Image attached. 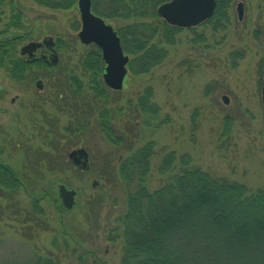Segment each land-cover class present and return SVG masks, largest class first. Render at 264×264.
Masks as SVG:
<instances>
[{
  "label": "rangeland",
  "instance_id": "rangeland-1",
  "mask_svg": "<svg viewBox=\"0 0 264 264\" xmlns=\"http://www.w3.org/2000/svg\"><path fill=\"white\" fill-rule=\"evenodd\" d=\"M74 10L45 22L48 33L68 43L59 52L64 76L79 81L74 88L65 79L63 87L71 92L59 90L68 105L61 106V98L55 103V94L39 110L9 106V98L0 104L12 109L0 112V164L15 171L22 184L12 191L0 185V264L49 258L57 264H122L119 219L126 191L118 168L145 144L154 145L151 191L171 177V168L158 171L171 152L186 155L213 178L249 191L264 186V0H233L223 28L201 23L177 32L171 43L159 44L164 57L147 72L128 68L119 91L104 86L100 73L92 81L82 69L92 47L81 44L70 28ZM107 21L114 29L133 22ZM142 21L148 20L136 22ZM143 95L156 106L154 114L141 110ZM103 115L121 137L116 146L100 130ZM81 151L87 155L80 157L84 167L72 160ZM60 184L76 191L71 209L61 205Z\"/></svg>",
  "mask_w": 264,
  "mask_h": 264
},
{
  "label": "trees",
  "instance_id": "trees-1",
  "mask_svg": "<svg viewBox=\"0 0 264 264\" xmlns=\"http://www.w3.org/2000/svg\"><path fill=\"white\" fill-rule=\"evenodd\" d=\"M167 1L110 0L109 12H98L109 21H133L116 29L124 52L134 56L129 62L133 73L135 67L147 72L157 64L164 57L159 44L171 43L181 31L156 14L157 7ZM232 1L216 0L213 15L202 24L226 26ZM144 19L148 21L136 22ZM94 59L97 73L102 62L98 49ZM148 97L143 95L139 106L154 114L156 106ZM100 130L112 145L121 143L105 115ZM153 151L154 145L145 144L118 168L126 191L125 213L119 219L122 264H264V186L249 191L241 184L213 178L191 165L186 155L171 152L158 167L162 174L171 168V177L151 191L147 182ZM20 179L9 166L0 164L1 186L15 190L22 186ZM31 206L35 208L36 202ZM34 263L57 264L51 258Z\"/></svg>",
  "mask_w": 264,
  "mask_h": 264
},
{
  "label": "flooded vegetation",
  "instance_id": "flooded-vegetation-1",
  "mask_svg": "<svg viewBox=\"0 0 264 264\" xmlns=\"http://www.w3.org/2000/svg\"><path fill=\"white\" fill-rule=\"evenodd\" d=\"M80 1L0 0V104L5 102L6 98H9V106L24 105L28 108L32 107L39 110L46 103L48 96L51 97L55 94L53 96L56 99L54 100L55 103L60 101L61 98L64 100H61L62 103L60 105H68L66 102L67 98L62 93L71 92L68 90V86L63 87L67 84L65 79L71 81L74 88H77L76 86L79 85V81L74 80L78 79L77 76H64L63 72L65 70L62 64H60L62 63L59 57L60 49L66 47L68 43L58 35L52 36V34L47 32L45 27L46 21L56 20L57 12L60 13L64 10L75 9L74 13L77 17L70 25V28L76 32V36L81 44L92 47L86 58L82 60L81 66L84 71L90 74L91 79L93 77L92 81H94L96 75L94 51L98 48L94 43H82L78 37V33L82 29L79 8ZM109 1L88 0L90 13L101 18L105 24H109L107 19L99 15L98 12L101 11L103 14L109 12ZM39 12L50 14L54 17L47 18L37 15ZM195 27L177 28L180 30H194ZM99 53L101 55L100 50ZM89 56L91 57L90 59ZM102 65L103 61L97 72L100 75ZM128 68L129 64L127 65V71ZM54 73L56 75L53 76L52 74ZM62 78L64 79L61 80ZM89 87L94 89L92 82H90ZM62 89V92L59 91ZM19 109L24 110V108ZM11 111L12 109L8 106H0V112L3 114L10 113ZM80 157H82L80 153L73 156V162L83 160Z\"/></svg>",
  "mask_w": 264,
  "mask_h": 264
},
{
  "label": "water",
  "instance_id": "water-1",
  "mask_svg": "<svg viewBox=\"0 0 264 264\" xmlns=\"http://www.w3.org/2000/svg\"><path fill=\"white\" fill-rule=\"evenodd\" d=\"M216 7V0H170L160 4L156 9V14L168 25L180 28L195 27L213 15ZM82 29L78 33L80 41L84 44L94 43L101 51L103 65L101 74L104 84L114 90L119 91L123 87L125 76L127 75V65L129 56L124 53L121 46L120 37L109 24L90 13L88 0H81L79 3ZM238 19L243 18V3L239 2L236 7ZM37 15L53 18V15L37 13ZM222 100L227 104V98ZM261 100L264 106V67L261 86ZM86 159V154L80 152ZM82 167L84 161H79ZM61 205L66 209H71L75 204L76 191L68 189L60 184L57 190Z\"/></svg>",
  "mask_w": 264,
  "mask_h": 264
}]
</instances>
